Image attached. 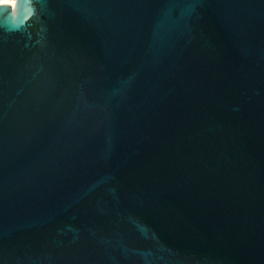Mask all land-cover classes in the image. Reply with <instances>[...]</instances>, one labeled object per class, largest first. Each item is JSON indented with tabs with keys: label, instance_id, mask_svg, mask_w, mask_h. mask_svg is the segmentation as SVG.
Segmentation results:
<instances>
[{
	"label": "water",
	"instance_id": "obj_1",
	"mask_svg": "<svg viewBox=\"0 0 264 264\" xmlns=\"http://www.w3.org/2000/svg\"><path fill=\"white\" fill-rule=\"evenodd\" d=\"M0 264H264V0L1 3Z\"/></svg>",
	"mask_w": 264,
	"mask_h": 264
},
{
	"label": "rangeland",
	"instance_id": "obj_2",
	"mask_svg": "<svg viewBox=\"0 0 264 264\" xmlns=\"http://www.w3.org/2000/svg\"><path fill=\"white\" fill-rule=\"evenodd\" d=\"M1 3H11V0H0V4Z\"/></svg>",
	"mask_w": 264,
	"mask_h": 264
},
{
	"label": "built area",
	"instance_id": "obj_3",
	"mask_svg": "<svg viewBox=\"0 0 264 264\" xmlns=\"http://www.w3.org/2000/svg\"><path fill=\"white\" fill-rule=\"evenodd\" d=\"M12 1V0H11Z\"/></svg>",
	"mask_w": 264,
	"mask_h": 264
}]
</instances>
